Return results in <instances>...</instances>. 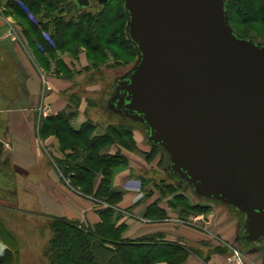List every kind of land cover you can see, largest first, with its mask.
I'll use <instances>...</instances> for the list:
<instances>
[{
	"label": "water",
	"instance_id": "1",
	"mask_svg": "<svg viewBox=\"0 0 264 264\" xmlns=\"http://www.w3.org/2000/svg\"><path fill=\"white\" fill-rule=\"evenodd\" d=\"M120 2L136 60L106 110L140 127L197 198L241 214L242 242L264 247V42L235 33L227 0Z\"/></svg>",
	"mask_w": 264,
	"mask_h": 264
},
{
	"label": "crops",
	"instance_id": "2",
	"mask_svg": "<svg viewBox=\"0 0 264 264\" xmlns=\"http://www.w3.org/2000/svg\"><path fill=\"white\" fill-rule=\"evenodd\" d=\"M12 18L0 16V140L3 142L0 153V258L11 254L15 264H23L29 251L37 255L40 238H45L44 223L47 218H62L88 228L101 223L98 211L106 206L94 205L67 186L68 181L62 178L53 162L64 155L57 138L39 136L41 121L61 112L75 113L72 120L75 129L92 118H88L85 109H82L85 100H81L79 109H76L70 100L65 99L68 93L66 80L56 78L54 73L45 75L43 70H36L29 52L25 53L7 38V25ZM81 57L82 54L79 55L80 63ZM138 129L143 139L144 133ZM112 152L108 149L104 153ZM99 179L97 177L95 185ZM132 180L127 169L117 172L112 183L114 191L123 193L116 206L123 215L116 225H126L122 239L134 240L160 233L164 241L190 248L192 243L195 245L202 239L208 240L205 234L209 232L228 247L230 241L239 244V213L222 205L214 206L201 217L193 213L189 216L192 220L188 219L182 224L185 226L177 229L170 228L166 223L144 220L147 218V207L156 201L149 198L145 203L137 204L141 197L140 189ZM156 205L162 211L166 210V204L157 201ZM201 218L206 223L203 226L199 224ZM39 221H42L40 230L36 225ZM217 245H213L212 253L204 257L203 262L198 263L190 255L183 264H226L224 257L217 255L224 248ZM251 248V253L259 249L261 252H257L264 258V247ZM154 264L167 263L161 261Z\"/></svg>",
	"mask_w": 264,
	"mask_h": 264
},
{
	"label": "trees",
	"instance_id": "3",
	"mask_svg": "<svg viewBox=\"0 0 264 264\" xmlns=\"http://www.w3.org/2000/svg\"><path fill=\"white\" fill-rule=\"evenodd\" d=\"M112 1V0H111ZM120 15L122 18H112L108 14L104 15L106 3L97 5L101 8L96 23H104L102 34L97 33L94 37L96 44H92V36L83 34L84 21L89 18L88 8H79L73 0H30L25 1L23 7L15 4L13 1L9 5L16 12V17L27 20L25 15L28 13L37 14L40 8L47 10L54 9L58 5L60 13L51 21L48 18H37V23L28 21L34 29V34L41 41L40 31L36 29L41 27L47 29L50 24L53 28L50 32V38L54 42V47L49 46L48 51L67 49V52L73 55L78 51V45L81 43L88 46L90 51L98 50V43L103 38V33H110L111 39H119L117 35L119 30L123 28L124 41L130 44L135 52L134 46L131 44L126 33V13L123 10L120 0ZM25 6V7H24ZM62 7V8H61ZM228 18L232 29L236 34L254 39L244 32H238L235 28V18H239L241 24L255 26V36L264 38V0H227ZM66 11H75L79 13V20L74 21L69 18L64 20L62 13ZM105 12V13H104ZM101 18V19H100ZM94 18H90L89 23ZM122 19V20H121ZM111 26V27H108ZM40 39V40H39ZM264 41V40H263ZM40 42V43H41ZM70 48H73L70 50ZM52 49V50H51ZM69 49V51H68ZM40 50L34 52L37 60L40 57ZM136 55V52H135ZM56 72H67L68 68L58 60ZM75 113L61 112L56 116L43 119L39 125V136H54L57 138L60 150L64 153L61 159H54L55 167L61 174L62 178L67 180V184L77 192L83 195L93 194V198L104 202L106 208L98 211L101 223L97 224L93 230L80 226L77 222L68 221L62 218H52L48 225L52 232L51 238L42 248V256L48 264H154L165 261L167 264H183L187 259L188 251L186 247L176 242L164 241L161 236H146L138 239H122L121 234L125 230L126 225L121 223L116 225L117 221L122 218V214H114L116 205L122 200L123 193L112 189V179L114 174L121 167H126L127 161L120 154H105L103 149L113 144V136H125L131 140L132 132L128 125L126 130L121 131L113 128L107 134H95L96 125L89 120L83 123L78 129L72 126V120ZM123 127V126H122ZM125 133V134H124ZM152 147L160 149L158 146L151 144ZM66 152V153H65ZM164 169L166 170L168 159L165 153ZM100 177L99 182L95 185V180ZM178 184L182 187L190 188L182 183L179 179ZM168 189L172 191L177 187L168 185ZM177 198H183L180 194ZM108 203V204H107ZM153 205L152 210L161 217L163 211ZM201 209L202 206H196ZM195 207V208H196ZM151 213H146V217H150ZM241 216V214H240ZM242 217V216H241ZM0 264H15V259L11 254H5L0 258Z\"/></svg>",
	"mask_w": 264,
	"mask_h": 264
},
{
	"label": "rangeland",
	"instance_id": "4",
	"mask_svg": "<svg viewBox=\"0 0 264 264\" xmlns=\"http://www.w3.org/2000/svg\"><path fill=\"white\" fill-rule=\"evenodd\" d=\"M11 1L19 5L20 7L21 3L22 5H24L25 1L30 2V0H0V16L3 18L6 16L13 17L12 21H9L7 25V38L13 44L19 46L25 53L29 52V55L31 56V62L36 70H43L45 75L54 73V76L56 78L64 79L67 81L66 87L68 89V93L67 95L65 94V99L70 100V103L74 108L79 109V102L81 100H85V105H82V109H85L84 111L88 118H92L88 120L96 125L95 134H107L113 128H118L121 131L129 128L127 127L128 125H124L122 123L123 121H120L121 118H117L106 110V102L112 95V91L114 88V79L126 72L136 60L134 50L132 49L130 44L124 41L123 28H121V30L117 32V35H119V39L117 40L113 38L111 39V37L109 36L110 33H103L104 35L102 40L98 43L99 46L97 51L92 52L89 50L88 46H85L81 43L80 45H78V51H76V54L74 55L67 52V49H51L52 53H50L51 51H48L49 47H47L49 44L46 42L45 38L48 37L49 39H51L50 32L53 28L52 24H50V26H48L46 30H43L41 27L36 28L40 31L39 33L42 40L41 42L38 41V37L35 36L34 29L30 25V21L36 22L37 18L42 17H46L49 19V21H51L57 14L60 13L58 5H56L55 8L51 10L40 8V12L34 15L32 13H28L27 15H25V17L30 22L29 23L27 20L17 18L16 12L8 7L9 5H6L8 3H11ZM106 4L107 5L104 9L106 13L104 12V15L108 14L112 18L118 16L119 18H122L120 15V3L118 0H108ZM97 5L98 4L96 3H91L90 7L87 9V11L89 12V18H87V20L86 18L82 19V22L84 21L83 34L87 35L86 37H88V34L92 36V44H96V39H94L96 32L102 34L104 27V23H102L101 21L96 23L95 18L98 17L99 11L101 10V8L96 7ZM62 17L64 18V20L71 18L74 21H78L80 18L78 12L66 10H64V13H62ZM92 17L94 19L86 24V22ZM234 21V26L238 32L246 33L248 36L253 37V40L255 41L264 42V38L255 36V26L241 24L239 18H235ZM52 43L54 47V42L52 41ZM36 49H39V52L41 53L38 60L36 58L37 55L34 53ZM71 49L73 48H70V50ZM32 51L34 52L32 53ZM80 54H82V57L80 59L81 63L79 61ZM58 60H61L66 65V67L68 68L67 72H56L55 69ZM138 128L136 126H130V130L132 132L131 140H129L124 135H114L112 142L113 144L105 147L103 149V152L111 149L113 150V152L110 153V155L118 153L126 159V167H121L117 170V172L119 173L129 169L130 179H133L132 181H136V184L140 189L139 194L141 197L137 204L145 203V201L149 198L153 199L152 201H156L154 203H151V205H149L146 210V213L147 211L148 213L151 212V218H155L151 219L147 217L144 220L148 219V222L151 221L152 223H166L170 228L177 229L180 226H185L182 225L183 222L187 221L188 219L192 220V218L189 216H191L193 213L194 215H198L201 217L205 213H208L210 209L214 208V206L221 205L216 201L201 200L197 198L196 196H194L190 188H179L182 186L178 184V180L173 179V176H171L169 173L167 174L165 169L163 168L165 160L162 154V150L152 147L151 144L147 142L145 134L144 138L142 139L141 132H138ZM136 129H138V131ZM97 130H100L98 131L100 133H98ZM140 130L142 129L140 128ZM127 152V155L129 157L125 155ZM131 155L134 156L130 157ZM130 158H132V161L130 160ZM117 172L114 174L112 180H114ZM127 182H130V180L127 179ZM170 184L171 186H176L177 189L175 188L173 191L171 189H168L167 186ZM67 186L75 193L89 199L94 205H105L104 202H100L99 200L94 199L92 197L93 194L83 195L80 192L74 190L68 184ZM129 186L130 184H128L127 187L130 188ZM178 194H181L185 197L177 198L176 195ZM157 201L160 203L162 202L167 206L166 210H164L163 214H161V217H159L158 214L155 213V210H152L153 205L157 203ZM197 205L202 207L204 206L203 208L206 209L204 210L198 208L196 207ZM227 208L233 210L229 207ZM116 210L117 209H115L113 215L121 213ZM240 218L241 220L239 221V223L242 232V217L240 216ZM199 222L201 226L206 224L202 218L201 220H199ZM50 223L51 217L47 218L44 223L46 229V232H44L46 236L44 235L45 238H40V247L38 248L37 255H33V253L29 251V253H27V256L25 257L23 264H48L46 259L42 256L41 246H44L46 244L45 242H47L52 236V232L48 227ZM36 225L40 230L42 221H39L38 223L36 222ZM80 226L87 228L83 224ZM94 227L95 226L88 228L93 230ZM195 229L197 231H200L198 228ZM155 235L159 237L160 233H157ZM205 235L207 236L209 241L207 239H202L201 241L194 243L195 245H193L192 243L190 248L187 249V257L191 255L198 261V263H201L203 262L202 260L204 259V257L212 253V250L214 248L213 245L218 244L217 246H219V248H224V251L220 250V254L217 253V255H222V257H224L225 259V262L229 250L232 248H237L245 256L248 264H257L258 262L264 263V258L257 252L260 250L258 249L257 251L251 253L252 248L242 242L241 239L239 240V244H235L233 241H230L231 244L228 242V247L225 244H222L223 242H221V240H217L218 237L213 236L209 232H207V234ZM215 251H217V249H215ZM38 255L40 256L38 257ZM194 255L198 258H196Z\"/></svg>",
	"mask_w": 264,
	"mask_h": 264
},
{
	"label": "built area",
	"instance_id": "5",
	"mask_svg": "<svg viewBox=\"0 0 264 264\" xmlns=\"http://www.w3.org/2000/svg\"><path fill=\"white\" fill-rule=\"evenodd\" d=\"M21 7H23L22 3ZM45 39L46 42L53 47L52 40L48 37ZM226 262L227 264H248L245 256L237 248H232L229 250Z\"/></svg>",
	"mask_w": 264,
	"mask_h": 264
}]
</instances>
